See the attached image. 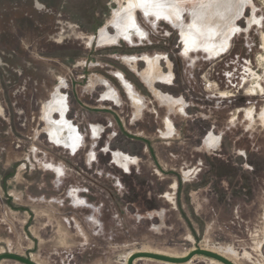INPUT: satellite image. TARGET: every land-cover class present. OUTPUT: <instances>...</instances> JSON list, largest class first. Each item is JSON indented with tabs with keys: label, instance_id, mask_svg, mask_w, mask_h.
Instances as JSON below:
<instances>
[{
	"label": "rangeland",
	"instance_id": "374dc122",
	"mask_svg": "<svg viewBox=\"0 0 264 264\" xmlns=\"http://www.w3.org/2000/svg\"><path fill=\"white\" fill-rule=\"evenodd\" d=\"M128 1L0 0V255L126 264L203 248L264 264V0H234L209 23L228 41L216 56L185 50L181 32L214 0H172L177 22L136 8L143 35L100 44ZM58 87L82 134L74 154L49 139ZM109 87L119 102L102 99ZM114 151L136 160L123 167Z\"/></svg>",
	"mask_w": 264,
	"mask_h": 264
},
{
	"label": "bare ground",
	"instance_id": "6f19581e",
	"mask_svg": "<svg viewBox=\"0 0 264 264\" xmlns=\"http://www.w3.org/2000/svg\"><path fill=\"white\" fill-rule=\"evenodd\" d=\"M233 1L234 0L210 1L208 5H206L207 7L204 6L203 9L194 12L195 14L193 15V20L191 24L190 25L187 24L186 27L181 26V32L186 47L185 50L200 49L208 52L209 55L211 56H216L226 49V42L228 41L224 43V41L221 40L220 38L221 33L224 31H222V29H220L222 32L217 31L216 28L214 26H211V24L209 23L211 21L213 22V19L217 17H219L218 19L227 17L228 11H230V9L233 7L232 5H234ZM243 6L244 3H242L239 8L241 9L239 14L242 12ZM136 8H141L145 12H149L157 17H164L170 20L171 22H175V21L177 22V18H181V12L178 9H176L175 5H173L172 3V0H129L128 4L123 8H121L122 11H120L117 14L116 18L113 20L114 25L113 24L112 25L115 28V33L111 35L108 34L106 30H102L100 32L99 34L100 44L102 45L115 44L118 42L119 38H123L129 42H133L134 34L143 35L144 32L141 30V28H139L135 20ZM225 23L228 24V22ZM231 23H233L232 20ZM178 24L179 23H177V25ZM215 25L218 24L216 23ZM235 31H236V27L233 28V33ZM202 39L206 40V42L202 43L201 42ZM145 59L151 61L150 57H145ZM126 60L130 62H134L137 60V57L129 56L126 57ZM117 77L124 84L132 100H135V102H140L139 98L135 93L136 90L134 91L132 84L126 79L124 74L122 72H118ZM103 82L108 84V82L105 80H103ZM261 89L263 91V88ZM228 95H232V94H228ZM101 96L103 97L102 99H108L119 102L117 94L115 93V91L112 90L111 87H109V90L107 92L105 91V94ZM68 108H69L68 100L65 94L60 92L58 87L56 88V91H54V94L52 95V99L49 102H47L45 105V112H46L45 118L49 123L48 125V134L50 137L49 139H51L57 145L66 148L72 154H74L80 149L82 145L81 144L82 134L79 131L78 127L68 118L67 116ZM55 114H57L58 117H55ZM262 116L264 118V111ZM101 128H102L101 126L92 125L93 136L99 137L101 133L100 130ZM167 135L170 134L165 133L164 136ZM212 139L216 142L217 136H214V138ZM91 154H92L91 157L95 156L94 152L93 153L91 152ZM113 154H114L115 162L121 166L123 165V167L124 166L127 167L131 162H135L136 160L135 157L133 158L131 155H128L127 153L121 151H114ZM168 197L169 200L173 199L171 195H168Z\"/></svg>",
	"mask_w": 264,
	"mask_h": 264
},
{
	"label": "water",
	"instance_id": "95a60500",
	"mask_svg": "<svg viewBox=\"0 0 264 264\" xmlns=\"http://www.w3.org/2000/svg\"><path fill=\"white\" fill-rule=\"evenodd\" d=\"M197 255H204V256L216 259L222 262L223 264H235L230 259H228L227 257L219 253L208 250V249H203V248L193 249L187 255L182 256V257L163 255L160 253H153V252H147V251H139V252H135L131 254L128 257L126 264H134L135 260L141 259V258H149V259L159 260V261L168 262V263L182 264V263H186L190 261L194 256H197ZM4 259L16 260L24 264H37L32 259L23 257L21 255L13 254V253L1 254L0 261Z\"/></svg>",
	"mask_w": 264,
	"mask_h": 264
}]
</instances>
